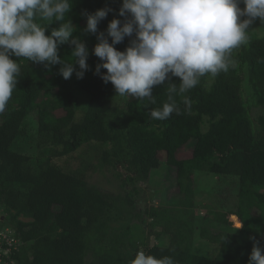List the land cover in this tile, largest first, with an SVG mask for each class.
<instances>
[{"label":"trees","instance_id":"trees-1","mask_svg":"<svg viewBox=\"0 0 264 264\" xmlns=\"http://www.w3.org/2000/svg\"><path fill=\"white\" fill-rule=\"evenodd\" d=\"M121 3L73 0L68 13L77 28L73 36L89 50V70L82 79L73 73L65 80L60 65L49 69L11 57L20 66V76L0 114V224L13 234L14 246L1 260L6 264H129L143 250L157 258L170 256L177 264H248L250 238L264 247V30L260 35L248 34V43L232 51L235 65L228 72L201 77L184 94L192 102L190 110L180 95H174L180 113L154 120L150 111L169 102L167 83L178 87L180 78L154 86L153 103L121 97L111 82L105 84L94 74L100 60L92 49L98 41L83 31V13L106 6L113 9L98 25V31L106 33L113 18L124 21L118 15ZM59 23L50 27L58 28ZM130 39L115 47L123 51ZM58 54L68 62L74 59L68 44L61 45ZM78 109L82 115L76 119ZM108 120L122 128L109 129ZM27 136L31 147L13 149L19 138ZM190 139H195L191 156L182 158L180 149ZM87 145L104 148L98 166L122 165L140 180L157 170L173 171L174 185L182 195L178 206L166 203L161 195L165 206L140 209L138 200L104 191L86 179L97 164L90 169L82 163L77 171L57 164ZM196 174L236 179L235 209L214 213L212 219L199 218L192 200ZM229 216L242 226L231 227ZM150 238L155 241L152 246ZM196 246L210 248L213 256L197 253Z\"/></svg>","mask_w":264,"mask_h":264},{"label":"clouds","instance_id":"clouds-1","mask_svg":"<svg viewBox=\"0 0 264 264\" xmlns=\"http://www.w3.org/2000/svg\"><path fill=\"white\" fill-rule=\"evenodd\" d=\"M72 6L73 0H0V114L5 112L20 76V66L11 57H23L49 69L60 65L59 74L65 80L73 73L82 79L89 70L88 47L73 36L77 28L68 18ZM111 11L106 6L83 13V31L98 41L92 49L100 60L94 74L105 84L111 82L121 97L153 103L154 86L180 78L178 87L167 83L169 102L150 111L152 119L161 121L180 113L174 95H180L190 110L192 102L184 94L196 87L201 77H215L234 67L232 51L248 43V30L256 18L264 23V0H122L118 15L124 21L113 18L106 33L98 31L99 23ZM53 22H60L59 27H50ZM126 37L131 38L128 46L118 50L115 46ZM64 44L71 47V62L58 54ZM250 239L253 247L248 264H264V247L254 237ZM129 264L177 262L141 250Z\"/></svg>","mask_w":264,"mask_h":264},{"label":"rangeland","instance_id":"rangeland-1","mask_svg":"<svg viewBox=\"0 0 264 264\" xmlns=\"http://www.w3.org/2000/svg\"><path fill=\"white\" fill-rule=\"evenodd\" d=\"M262 30H264V23L261 22L259 18L256 19L252 27L248 30V34H262ZM128 96H126L127 98ZM82 110L78 109L76 113V119L80 118L82 115ZM57 114H62V112H57ZM111 117L108 116V118ZM106 125L109 129L120 130L122 125L116 124L108 120L106 121ZM32 127V122L30 120V126ZM205 128H203V131ZM195 144V139H190L184 145L179 152V156L182 158H187L191 156V152L193 151ZM32 146L31 137H23L19 138L13 146V149L17 150H25ZM104 148L100 145H87L85 148L77 151L76 153L66 156L61 159L60 162H57L59 166H63L68 170L77 171V169L81 168V164L85 163L87 166L93 167L97 164L90 172H88L85 176L86 179L96 187L104 191L113 192L117 195H122L127 198H132L138 200V207L140 209L150 208V207H158L160 205H164L163 201L159 198L161 195L164 197L166 203L170 204L173 207L178 206L179 201L182 199V195L178 193L177 187L175 184L174 172L168 169H161L154 172L153 175L140 180V178L132 176L125 171V167L122 165L113 166V167H104L98 166L99 157L103 153ZM100 155V156H99ZM194 189L195 193L193 195L192 200L195 202V213L199 218L209 217L212 219V215L219 211L221 212H229L235 209L236 205V196H237V181L233 178H214L202 176L201 174H196L194 178ZM203 201V203H202ZM166 205V204H165ZM164 205V206H165ZM232 216L228 217V221L231 227L236 228V224L232 221ZM234 217V216H233ZM236 218V217H235ZM0 220H3L2 212L0 211ZM214 229H218V225ZM223 230L229 231V227H222ZM8 229L2 228L0 224V243L5 241L7 245L14 246L13 234ZM150 230L146 229V233L148 234ZM137 236H139L137 234ZM155 241L153 242V244ZM151 245V238H150ZM201 245V244H200ZM199 246V245H197ZM196 246V247H197ZM199 250H196L197 253L206 256L212 257L214 254L213 250H209L210 248L203 246L197 247ZM3 253L1 255H5L3 249H1ZM0 264H5L0 259Z\"/></svg>","mask_w":264,"mask_h":264},{"label":"built area","instance_id":"built-area-1","mask_svg":"<svg viewBox=\"0 0 264 264\" xmlns=\"http://www.w3.org/2000/svg\"><path fill=\"white\" fill-rule=\"evenodd\" d=\"M2 244H6V245H7V243H5V241H3L2 243H0V253H3V252L1 251V249H3V250H5L4 253H5V254H8V253L10 252V249H9L10 244L7 245L8 248H3V247H2Z\"/></svg>","mask_w":264,"mask_h":264},{"label":"water","instance_id":"water-1","mask_svg":"<svg viewBox=\"0 0 264 264\" xmlns=\"http://www.w3.org/2000/svg\"><path fill=\"white\" fill-rule=\"evenodd\" d=\"M235 217V216H234ZM241 226V223L237 224V227H240ZM153 242H154V239L151 238V246L153 245Z\"/></svg>","mask_w":264,"mask_h":264}]
</instances>
